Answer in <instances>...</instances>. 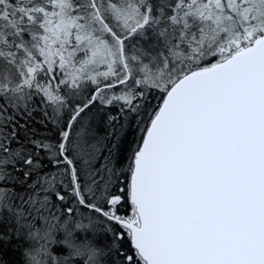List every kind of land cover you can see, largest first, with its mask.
<instances>
[{
  "label": "snow or ice",
  "instance_id": "snow-or-ice-1",
  "mask_svg": "<svg viewBox=\"0 0 264 264\" xmlns=\"http://www.w3.org/2000/svg\"><path fill=\"white\" fill-rule=\"evenodd\" d=\"M264 264V0H0V264Z\"/></svg>",
  "mask_w": 264,
  "mask_h": 264
},
{
  "label": "trees",
  "instance_id": "trees-1",
  "mask_svg": "<svg viewBox=\"0 0 264 264\" xmlns=\"http://www.w3.org/2000/svg\"><path fill=\"white\" fill-rule=\"evenodd\" d=\"M19 258V253L15 247L7 250L6 261L10 264H18Z\"/></svg>",
  "mask_w": 264,
  "mask_h": 264
}]
</instances>
